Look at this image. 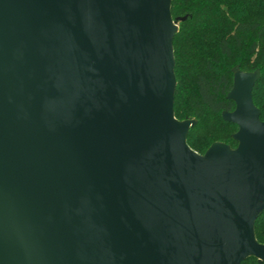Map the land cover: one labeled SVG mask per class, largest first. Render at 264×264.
<instances>
[{"label": "water", "instance_id": "obj_1", "mask_svg": "<svg viewBox=\"0 0 264 264\" xmlns=\"http://www.w3.org/2000/svg\"><path fill=\"white\" fill-rule=\"evenodd\" d=\"M171 0H0V264L264 262L258 69L235 146L174 114Z\"/></svg>", "mask_w": 264, "mask_h": 264}, {"label": "trees", "instance_id": "obj_2", "mask_svg": "<svg viewBox=\"0 0 264 264\" xmlns=\"http://www.w3.org/2000/svg\"><path fill=\"white\" fill-rule=\"evenodd\" d=\"M171 14L178 19L173 36L174 114L195 118L187 143L202 153L215 140L235 146L232 133L237 124L222 117L233 109L226 96L233 70L258 69L252 98L264 118V0H171ZM255 236L264 243V210L254 225ZM242 264L259 263L248 257Z\"/></svg>", "mask_w": 264, "mask_h": 264}]
</instances>
